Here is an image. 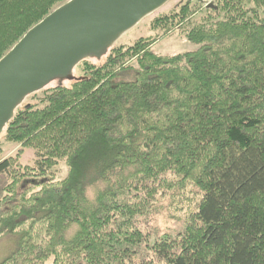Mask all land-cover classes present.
Here are the masks:
<instances>
[{
  "label": "trees",
  "instance_id": "16d2710c",
  "mask_svg": "<svg viewBox=\"0 0 264 264\" xmlns=\"http://www.w3.org/2000/svg\"><path fill=\"white\" fill-rule=\"evenodd\" d=\"M65 1L0 0V59ZM198 5L151 21L196 50L114 46L19 105L3 135L21 149L0 147V239L15 243L0 264H264V0H216L194 22ZM179 204L181 228L143 227Z\"/></svg>",
  "mask_w": 264,
  "mask_h": 264
},
{
  "label": "water",
  "instance_id": "95a60500",
  "mask_svg": "<svg viewBox=\"0 0 264 264\" xmlns=\"http://www.w3.org/2000/svg\"><path fill=\"white\" fill-rule=\"evenodd\" d=\"M171 1L69 0L54 9L0 59V136L29 96L53 82L80 80L74 75L80 64L103 59Z\"/></svg>",
  "mask_w": 264,
  "mask_h": 264
},
{
  "label": "rangeland",
  "instance_id": "374dc122",
  "mask_svg": "<svg viewBox=\"0 0 264 264\" xmlns=\"http://www.w3.org/2000/svg\"><path fill=\"white\" fill-rule=\"evenodd\" d=\"M69 0H66L67 2ZM64 2V3H65ZM62 3V4H64ZM180 0H173L171 1L165 8L161 11L156 13L155 15L151 16L150 18L144 20L140 23L137 27L131 30L128 34H126L118 43L114 46H126L130 47L133 46L139 39L141 38H150V39H157L150 47L151 51L158 55L163 56H173L177 54H183L187 52H191L197 49V46L187 41L182 34L180 29L173 30L172 33L168 35H164L163 32L160 31H152L151 30V21L161 13H166L172 10L176 5H178ZM197 3V2H194ZM215 3V2H214ZM61 4V5H62ZM199 4V3H198ZM59 5V6H61ZM58 6V7H59ZM57 8V7H56ZM55 8V9H56ZM196 13L193 15L192 21L199 22L203 17L206 16L207 11L206 7H200L199 5L196 7ZM112 49V48H111ZM110 49V51H111ZM109 51V52H110ZM129 65L132 66L131 70L122 72L121 77L118 81H130L135 78V71L137 65L135 61H130ZM77 74V73H76ZM75 75V72H74ZM76 76V75H75ZM56 83H52L51 85H55ZM50 85V86H51ZM51 86V87H52ZM34 95V94H33ZM30 97V96H29ZM28 97V98H29ZM28 98L24 102H29ZM4 134V131H3ZM0 136V147L4 151V158L7 157H14L21 149V145H16L12 143L5 142L4 135ZM35 161V154L31 149H24L22 151V157L20 164L22 166H32ZM68 173V168L65 165V162H61L57 169V180H62L66 177ZM9 184V178L7 175H0V199L4 197L5 192L4 188ZM164 205H169V202H164ZM182 205H178V209H169L168 212H172L167 214L166 211H162V214L159 215H152L151 217H144L142 219V225L144 228L154 230L157 229L161 235L166 233H173L175 229L181 228V223L183 221V216L185 215L184 207L181 209ZM182 220V221H181ZM14 239L12 237H5L0 239V261L3 260L13 249L14 247Z\"/></svg>",
  "mask_w": 264,
  "mask_h": 264
},
{
  "label": "built area",
  "instance_id": "2783aa9c",
  "mask_svg": "<svg viewBox=\"0 0 264 264\" xmlns=\"http://www.w3.org/2000/svg\"><path fill=\"white\" fill-rule=\"evenodd\" d=\"M216 0H206V5H209L211 3H214Z\"/></svg>",
  "mask_w": 264,
  "mask_h": 264
},
{
  "label": "flooded vegetation",
  "instance_id": "af4514ba",
  "mask_svg": "<svg viewBox=\"0 0 264 264\" xmlns=\"http://www.w3.org/2000/svg\"><path fill=\"white\" fill-rule=\"evenodd\" d=\"M182 0H180V2H181Z\"/></svg>",
  "mask_w": 264,
  "mask_h": 264
}]
</instances>
